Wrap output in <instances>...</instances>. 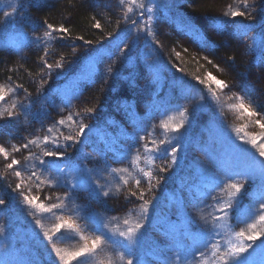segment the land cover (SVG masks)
<instances>
[{
    "label": "rangeland",
    "instance_id": "374dc122",
    "mask_svg": "<svg viewBox=\"0 0 264 264\" xmlns=\"http://www.w3.org/2000/svg\"><path fill=\"white\" fill-rule=\"evenodd\" d=\"M3 1L5 3L12 1L8 6L7 4L2 5L3 13L13 12V8H16V11L12 16L5 18L7 22L8 20L10 21V24H8V30H4V33L1 31L0 36H8L12 31L13 33H18V31L13 29V26L14 28H19L27 36L42 28V24L39 25L36 22L37 19L39 21V18L35 17L36 12H33L39 9L34 7L36 0H16L15 3L14 0ZM197 2L198 0H136V3L133 4L131 0H125V3L121 5L120 0H117V4L114 7L117 8L115 12L119 13L123 19H121V24L115 27L114 34L95 42L90 40V43H86L83 40L82 43L77 44L76 40L78 39L72 40L71 46L77 44L73 47L75 51H73L72 55L62 54L60 56L56 52L55 56H53V61H56V63L60 62L62 67L57 68L54 66L57 73L54 70H48L35 78L40 88L35 101L27 103L25 95L18 94L20 91H16V93L9 92L8 89L10 88L7 85L0 84V86H3L5 95V100L0 101V111L10 110L14 103L28 106L26 111L21 114L19 120L0 122V145L4 146L11 153V156L21 161V165L14 166V169H7L5 165L10 163L11 160H5L3 155L0 154V199H4L6 202L5 205L0 206V264H53V262L62 264L52 248L53 243L62 253L72 252L85 243L90 244L91 240L99 234L97 229H94V224L87 219L88 215L93 214L83 213L78 208L80 203H75L70 195L65 196V193L71 194V191H65V189L63 190L64 186L57 184L55 181L57 177L54 176V172L59 169L58 175H64L65 180L72 186L74 174L70 171L69 165L92 170L86 175H90L93 179H96L97 176L100 177V183L104 185V190L109 191V199L116 197L120 190L122 194L119 198L124 196L126 192L119 188V179L124 181L128 176L132 177L134 173L128 165L117 159L111 148L104 146L100 148L103 145V143H100L103 137L98 136V131L107 129L109 130V136L111 133L116 136L120 126L125 127L127 130L133 129L130 116L124 107L127 104L121 99H115L114 91H111L110 88L115 87V80L119 81L123 75L130 76L131 82L128 87L133 89L132 95L136 100V107L139 111H146L144 107V103L148 98L146 83L151 79L150 62L152 59L158 58L161 60L162 69L166 77L171 74L183 76L184 79L179 81L180 83H185L188 87L190 86L188 98L192 101L191 105L201 108L199 121L197 123L189 121L186 127L181 129L183 131L188 130L189 133L193 132L196 136L195 139L199 138L195 143L197 147L194 144H187V147H184L182 142L179 143L177 162L181 161V158H188V163L193 167L202 169L206 175L218 179L219 174L207 158L206 154H208V151L217 152L216 149L242 144V141L238 139V135L251 139L260 137L261 133H264V128L255 123L256 119H260L261 123H264V108L260 109L257 107L252 98L247 96L248 94L243 90L242 85L239 82L236 83L235 75L229 72L228 68L224 66L225 64L220 63L218 59L216 61L215 58L210 57L211 64L209 60L207 61L191 53L189 50L193 46L189 42L191 38L174 33L179 25L173 22V20H180L183 23L184 16H186L188 24H191V22L196 24L200 33L204 34V36L196 34L195 37L197 39L210 38L217 40L216 37L222 34L237 37L236 30L239 18L245 21L244 24L250 25L253 29L248 32L246 37H241L248 44L249 59L257 57L256 53L264 58V0H247L249 7L244 17H232L230 14L226 16L225 13L228 11L224 10L222 12L223 9L218 6L215 7L214 4H212L213 8L194 12L192 8L196 9ZM140 3L153 7V12L150 14L152 20L149 22L152 35H149L147 31H138L139 28L143 27L142 20H147V15H149L145 13L143 18L140 17L139 12L142 11L138 7ZM128 8H131L132 11L128 12ZM233 10L236 9L234 8ZM241 11H245V9L243 8ZM126 15L128 19H125ZM249 15L251 19L248 18ZM133 20L137 22L135 25L132 23ZM170 21L173 23H169ZM14 22L17 24L14 25ZM39 22L41 23V21ZM33 25L39 26L37 29H33ZM257 25L259 28H254ZM193 30L196 31L195 28ZM184 31L186 32L185 29ZM52 36L51 45L55 50L64 47V43L67 40L65 35L55 32ZM61 36H63L64 40L60 38ZM156 41L159 43H156ZM126 45L127 47H125ZM8 49L10 50L11 47L9 46ZM120 49H124V53H121ZM8 53L12 54V52ZM191 56L195 59L192 60ZM251 67L256 69V65ZM109 68L112 69L111 72L108 71ZM208 74L225 81L228 87L221 90L214 81L208 78ZM200 81H204V83ZM256 84L264 88V76ZM263 88L258 91L264 104ZM81 90L82 96L79 103H69L71 100L70 96L74 95L75 91ZM213 93H215V96H213ZM237 96H242L244 99L242 101L238 100L236 99ZM202 97L203 99H201ZM241 102L250 108H255L260 115H242L238 107ZM233 105L237 107H233ZM213 107L225 120L227 118L233 121L235 127L232 131L231 141H225L221 138L214 140L210 143L208 150H205L202 149V146L203 143H206L207 136L212 129L204 130L203 123H206L210 118ZM89 108L93 109L91 116L87 113ZM192 108L190 106V109ZM16 111H20V109L17 108ZM34 112L37 114H33ZM69 114L73 115V120H65V124L62 126L64 135H67L68 132V135H75L78 131L76 122L80 120H83L89 126L86 129L87 134L83 137L82 143L71 145L67 150L66 156L58 159L54 165L51 163L52 158L42 156V151H33L41 146L38 144H42V140H40V143L30 145L28 149H21L19 152L12 150L13 146L22 145L31 137L27 132L28 124H31L35 129H43L44 126H39L40 124L50 125L56 123V121L68 117ZM181 119L182 117L178 111L170 109L165 116L161 117L158 114L153 120V122L156 121L158 123L156 128L158 127L159 132L151 133L150 139L156 142L151 147L160 146V152L154 153L156 161L161 163L159 167H165V164H168L167 161L171 163L168 160L171 157L164 149L168 148L170 151L171 147L177 146L175 140L169 141L168 136L173 132L164 129L162 123L167 124L170 129L173 125L180 123ZM70 124L74 127L72 128ZM147 135L142 134L141 136ZM161 141L165 143L161 144ZM261 142H264V138L258 140V143ZM243 147L249 153L255 155L256 159H264L259 157L256 149L250 144H244ZM181 148H184V150L181 151ZM138 149L141 148L137 142L135 147L129 152L130 158L133 157V152ZM141 151L144 152L142 149ZM227 151L232 157H235L236 154L232 151V148ZM30 153L49 161V164L40 165L38 160L30 157ZM105 168L109 170L105 171ZM112 168L125 170L113 174L110 171ZM16 170L21 171V177L15 175ZM33 171H37L39 178L31 176ZM188 172L185 170L183 173V176L186 177V182H184L186 187L184 190L180 189L181 192L179 191L183 199L182 203L171 202L172 200L164 198L162 200L164 203L159 209V212H162V216H164L161 217L160 221L164 223L166 220L169 224L165 221L164 225L180 228L179 231L176 232L169 229L172 232L168 230L162 232L156 230L151 226L150 219L148 218L147 221V217L145 218V221H147L145 224L147 234L144 236L145 239L140 240V242L143 240L144 243L149 242L147 245L150 246L153 253L149 255L143 249L141 256L138 257L143 259L146 256L150 264H164L165 260H167L168 264H179V262H176L174 252L170 248L175 246V244V247L178 244L189 246L193 242L192 239H194L192 231L202 235L199 229L206 232L212 228L211 223L205 224L201 217L203 216L210 220V215H219L213 209L208 211V206L212 207L214 204V196L227 199V190L221 193L219 188L211 187L203 191L204 187H209V185H201L193 172L192 178H189ZM127 181L130 182L129 179ZM226 182L225 180L224 183ZM254 182L247 184V186L253 185L255 189V199L248 202L252 205L251 210L257 209L259 203L262 202L260 193L258 195L256 193V189L260 190L259 183L254 185ZM17 183L22 185L19 190L15 187ZM224 183L220 187H224ZM246 190L247 188H245L243 194ZM202 191L205 194L200 197ZM21 192L27 195L29 199L36 197L35 204H28L20 194ZM243 194H241L239 200H241ZM119 198L117 200L114 198L113 203L109 204L112 206ZM101 203L99 202L98 205L93 203L90 206L99 221L100 218H104V222L100 221V224L104 225L109 220L108 214L111 215L114 211L109 206L105 207L103 203L100 205ZM40 204H43L49 210H42L38 206ZM53 205L56 207H52ZM157 213L156 216H158ZM256 214L258 215V213ZM169 216H173V219L168 221ZM186 216L199 229L188 227ZM251 216H253L252 219H255L254 215ZM175 217L180 220L174 219ZM37 220L40 221L39 225L36 223ZM65 222L71 224L72 227H65L59 233L54 231L56 224ZM251 222L250 219L245 224L239 225L238 231L235 232L246 228L247 224ZM46 231L54 237V240L48 241L44 237V232ZM110 238L123 241L120 236L114 234ZM110 238L107 237L106 242L97 249L95 255L77 258L80 264H126V261H121L117 255L119 252L126 251L124 245L112 242ZM196 240L199 239L196 238ZM219 240L224 246L225 242L228 241L227 234ZM257 245H259V241ZM199 248L196 251L201 252L202 255L206 253L203 255L205 264H211L214 259L211 249L208 248L206 250L203 246ZM249 251L258 261L260 258L258 247L255 252L251 249ZM181 253L182 255L180 256L183 257L185 252L182 251ZM159 254H162L163 258ZM69 264H77V261L70 260Z\"/></svg>",
    "mask_w": 264,
    "mask_h": 264
},
{
    "label": "trees",
    "instance_id": "16d2710c",
    "mask_svg": "<svg viewBox=\"0 0 264 264\" xmlns=\"http://www.w3.org/2000/svg\"><path fill=\"white\" fill-rule=\"evenodd\" d=\"M15 2L16 0H14V3ZM10 3H5V1L0 0V33L1 31L2 33H4V30H8V24H10L9 20L8 22L5 20L2 5L7 4L8 6V4ZM38 3L40 4L38 5ZM116 4L117 0H36L34 7H38L39 9L34 10L33 12H36L35 17L39 18V21H41V23L38 21V19L36 22L37 24L39 23V25L42 24V28L38 31L30 33V35L27 36L23 34V32L19 28H14V26L12 25L13 29L18 31V33H13L12 31L8 34V36H0V84L7 85L9 88L15 89L14 93H16V91H20L18 94H24L27 103L35 101L40 89L39 84L35 81V78L38 75L46 73L48 71L44 61H46L47 64L53 65L52 70L55 71L54 66L56 65V61H53V56H55L56 52H58L60 56L62 54L72 55L73 51H75L73 47H75L78 43H82L83 40H91L95 42L114 34L115 27L118 24H121V19H123V17H121L119 13L115 12V10H117V8H114ZM212 4H214L215 7L218 6L220 7V9H223L222 12L224 10L230 12V10H233L234 8L240 11L243 9L241 0H198L196 9L192 8V11L197 12V10H207V8H213L214 6L212 7ZM193 5L195 4L193 3ZM96 21L100 22L101 28L97 29L93 27ZM173 22L179 25L178 28L175 29L176 32L174 33L185 35L191 38V40H189V42L193 45L191 49H189L191 53L204 59L205 57H207V61H211L210 57H212L215 58L216 61L218 59L220 63L225 64L224 66L228 68L229 72H232L235 75V80H237L236 83L239 82L242 85V87L244 88L243 90L248 94L247 96L252 98L257 107H259L260 109L264 108L263 101L260 98L261 95L258 91L262 90L263 86H257L256 84V82L260 81L261 77L264 76V70H262L264 69V58H262L260 54L256 53L255 55H257V57H252L251 59H249V53L247 51L248 44H246L244 40L241 39L242 36L236 37L222 34L216 37L217 40H213L210 38L199 40L195 37V35L199 34L200 36H204V34L200 33L198 29L199 27L196 24L192 22L191 24H188V22L186 21V16H184L183 23H181L180 20H173ZM173 22L170 21L169 23ZM241 22L244 23L245 21H242L238 18V25H240ZM15 24L17 23L14 22V25ZM47 24H52L54 27L64 25V27L69 29V32L67 34H63L65 35V38H67V40L65 41L66 43H64V47H60V49L55 50L51 45V38L47 40L43 39V33L47 30ZM38 26L33 25V29H37ZM191 27H194L196 31H194V28ZM257 27L258 25L254 28ZM184 29L186 30V32L184 31ZM251 30L253 29L250 27L248 32H250ZM37 36H40L42 38V42L36 40ZM79 37H83V39H79ZM75 39H78L76 40L77 44L71 46V43L73 42L72 40ZM9 46L11 47L10 50L8 49ZM8 52H12V54H9ZM194 59L195 58L192 57V60ZM150 64L151 79L146 83V88L148 89V98L146 97L147 99L144 103L146 111H139V109L136 107V100L132 95L133 89L131 87H128V84H130L131 82L130 76H126V74L123 75L120 78L121 80H115V87L110 88L111 91H114L115 99H121L124 103L127 104L123 105L126 108L128 115L130 116L133 129L130 128L131 130H127L125 127L124 129L122 126H120L121 129L119 128L116 136L112 133L109 136V130L107 129H102L100 130V132L98 131V136L103 137V139L100 140V143H103L100 148L102 146L111 148L115 153L117 159L121 160V162L125 163V165H128L134 173L132 177L128 176L124 179V181L127 179L130 180V182H128L127 184H125L122 179H119V188H122V190L126 192L124 196L119 198V196L122 194V191L120 190L118 195L114 197L115 200H117L118 198L119 200L111 206L109 203H113L114 198L109 199V197H104L102 195L99 197H90L89 193L84 189L72 188L71 184L65 180L64 175H58V172H54V176L57 177L55 180L57 184L59 186H64L63 190L65 189V191H71V194H69L70 197L74 200L75 203H80L78 204V208L83 213H90L94 215L93 208L90 205H92L93 203L95 205H98V203H101V201L105 207L109 206V208L114 211L113 214H108L109 220L106 222V224H104L107 225L105 232L108 234L107 237L109 238L113 234L119 236V233L121 231H125L127 227L134 226L137 222L146 224L148 218L150 219L151 226L156 230H160L162 232H165L166 230L172 232L171 230H174L178 232L180 228L164 225L166 220L164 221V223L160 221L161 217L164 216H162V212H159V209H161L160 206L164 203V201H162L164 198L170 199V201L172 200L171 202L182 203L181 201H183V199L180 196L179 191L180 189H185V187L183 186L184 182L182 181V178L184 177L183 173L185 172V170L187 172H194L196 179L200 181L199 183H202L205 180L203 186L209 183V186L215 187L209 182L210 180L215 179L209 178V176L206 175V173H204L202 169H198L189 164L188 158H181V161L172 164L171 167H169L170 163L168 161V164H165L163 162L166 165L165 167H159L161 163L156 161V156L154 155L155 152H142L141 149H138L137 151L133 152V157L130 158L129 152L132 150V148L135 147L136 143L138 142L139 145L143 143L139 141V137L142 134L147 135L149 133L159 132L158 127L156 128V125H158V123L156 121L153 122L158 114L163 117L167 114V112L170 111V109H175L180 114L181 110L187 108L189 109V121H193L196 123L199 121L198 118L200 116L199 112L201 108L191 105L192 101L188 98V89L190 88V86L188 87L185 83H180L179 81L180 79H184L183 76H181L180 74H171L169 77H166L162 69V62L158 58L152 59ZM252 65H256V69L252 68ZM192 66L194 65L192 64ZM18 85L20 87H17ZM81 93L82 90L75 91L74 95L70 96L71 100L69 101V103H79V100L82 96ZM190 106L193 108L190 109ZM193 109L195 110L193 111ZM33 114L37 113L34 112ZM88 114L90 116L92 115L91 113ZM206 123H203V129H212L208 134V141L212 142L220 138L225 141H231L232 131L235 127L234 123L227 118L225 120L218 114L214 107L213 112L211 113V116L208 121H206ZM53 125H55V123L50 125L40 124L39 126H44V128L35 129V127H33L31 124H28L27 132L29 135H31L29 140L36 139L37 137L42 140L43 136L47 133V129L49 127H53ZM57 126L59 131H54L52 135H60L61 133L64 135L63 127L59 125ZM70 126L72 128L74 127L71 124ZM168 137L169 141L175 140V144L182 142L184 147H187V144L190 145L191 143L196 145L195 143L199 139H195L196 136L193 134V132L189 133L188 130H181L178 134L171 133ZM111 138L113 139L111 140ZM40 140H38L37 143H40ZM61 143H63V140H61ZM38 145L41 146L34 149V152H41L44 148L43 143ZM49 147L53 146L49 145ZM204 147L205 145L203 146V148ZM231 148L232 147L229 145V147L219 150L227 151L228 149L231 150ZM183 150L184 148H181V151ZM221 153L224 155L223 152ZM211 154L215 155L209 151L206 155L212 156ZM153 158L154 163L150 162ZM227 158V162L230 164L233 161V158L229 154ZM134 159H136L135 164H133ZM168 160L171 161V158H169ZM126 161L128 162L127 164ZM141 170H143V172L152 173L150 181L148 177L143 176V172ZM50 172L53 174L52 171ZM137 179L141 180L139 188H137L135 184V181ZM258 183L259 182L256 181L253 184L257 185ZM149 184H151L152 186L151 191H149ZM222 184L223 183H221L220 185ZM253 187V185L246 186L247 190H250ZM129 189L131 190L129 191ZM260 190H258L261 195L260 197H264V190ZM141 191L144 193V200L151 201V203L148 205V212L146 215L142 214L141 211V205L143 204V200L140 199L139 195ZM130 192H136L137 194L135 196H132L130 195ZM204 194L205 192L202 191L200 197H203ZM251 201H253V199H251ZM248 202L250 201L245 199L244 193L241 200H239L238 206L233 210L227 220L228 227L226 228V230L215 229V231L220 232V236L217 238L221 239L225 234H227V237L229 239L232 233L238 231L239 225L245 224L250 219L251 221L253 220L251 211L247 215H240V213L246 207L251 210L250 208L252 205ZM262 202H264V199H262ZM102 203L100 205H102ZM208 208V211L213 209V207L210 206H208ZM156 212H158V216H156ZM146 217L147 221H145ZM186 217L187 223H185L188 227L199 229L188 216ZM168 218L169 221L170 219H173V216H169ZM176 218L177 217H175L174 219ZM125 220L128 221L127 225H125L124 223ZM177 220L180 219L177 218ZM100 221L104 222V218H100ZM167 224L169 223L167 222ZM94 229H97V225L95 224ZM199 230L201 232L203 231L201 229ZM191 233L194 236V239H192V244H189V246H182L178 244L177 247H175V244V246L170 248L174 252L175 257L178 254L182 255V251H184L185 253L190 252L192 250H197V248H199L200 246H203V248H205L203 244L204 236L198 235L193 231ZM146 234L147 230L145 225L139 236V241L135 249L137 256H141L140 254L142 253L143 249H145V251L149 255L153 253V250L150 249V246L147 245L149 242L144 243V240L140 242V240L145 239L144 236ZM196 238H198L199 240H196ZM110 240L112 242H118L121 245H125L126 242H123L121 240H113L112 238H110ZM233 242H235V238H233ZM203 255L198 258L200 264H205ZM159 256H162V254H159ZM142 260L147 261L146 256H144ZM176 262L178 263L179 261L176 260Z\"/></svg>",
    "mask_w": 264,
    "mask_h": 264
},
{
    "label": "snow or ice",
    "instance_id": "6c2138e0",
    "mask_svg": "<svg viewBox=\"0 0 264 264\" xmlns=\"http://www.w3.org/2000/svg\"><path fill=\"white\" fill-rule=\"evenodd\" d=\"M133 4L136 3V0H131ZM125 3V0H120V4L123 5ZM242 6L245 9V11L240 10H230V13L226 12L225 15H231L232 17H244L246 15V11L249 7L247 0H241ZM139 9L142 11L139 12L140 17H144L145 13L149 14L147 15V20H142L143 27L139 28L138 31H147L149 35H152V31L149 25V22L152 20V16L150 15L153 12L152 6H146L144 3H140L138 5ZM16 11V8H13V12H5L4 17H9L14 14ZM128 12H131L132 9L128 8ZM249 19H251V16H248ZM125 19H128L127 15L125 16ZM132 23L135 25L137 22L132 21ZM47 30L43 33V39L47 40L49 38H52L53 33L60 32L62 34H67L69 32V29L64 27V25H60L58 28L54 27L52 24H47ZM93 27L99 29L101 28V24L99 21H96V23L93 25ZM250 29V25L244 24L241 22L240 25H238L236 30L237 36H244L246 37L248 35V30ZM63 39V36L60 37ZM79 39H83V37H79ZM37 41L42 42V38L40 36L36 37ZM86 43H90V41H86ZM156 43H159L156 41ZM127 47V45L125 46ZM124 49H120L121 53H124ZM177 55H179L177 53ZM43 59V58H42ZM207 59V57H205ZM211 63V61H209ZM45 66L49 71L52 70L53 65L47 64L46 61H44ZM55 67L59 68L62 67V64L60 62H57ZM109 72L112 71L111 68L108 69ZM208 78L215 82V84L220 88L221 90L228 87V84L220 79H217L215 76H212L211 74H208ZM201 83H204V81H200ZM17 87H20L19 85ZM9 92H14L15 89H8ZM213 96H215V93H213ZM203 99V97L201 98ZM236 99L243 100L244 97L237 96ZM5 100L4 90L3 86H0V101ZM28 106L26 105H17L13 104L12 108L10 110L0 111V122H6V121H13V120H19L21 114L26 111ZM233 107H237L236 105H233ZM239 109L241 110V114H246L248 116H259L260 113L255 108H250L249 106H246L243 102H241L238 105ZM19 108L20 111H16V109ZM195 109H193L194 111ZM93 109L89 108L87 109V113H92ZM86 113V114H87ZM79 115V114H76ZM180 116L182 117L180 123L173 125L170 129L167 124H162V127L166 130H169L173 133H180V130L182 128L186 127V124L189 122V109L185 108L180 111ZM73 120V115L69 114L68 117L62 118L58 121H56L55 125L53 127H49L47 129V133L43 136L41 143L44 144V148L42 149V156L43 157H50L52 158L51 163L54 165L58 159L64 158L66 156L67 150L71 145L80 144L83 142V137L87 134L86 129L89 127L86 125L83 120H80L77 123L78 131L75 135H63L62 133L60 135H52L54 131H59L57 128V125L63 126L65 124V120ZM75 122V121H74ZM255 123L259 125L261 128H264V123H261L260 119H256ZM151 133H149L147 136H140L139 141L144 142L139 145V147L144 151L148 153L160 152V146L157 145L155 148L151 147V145L155 144L156 142L154 140L150 139ZM264 138V133H261L260 137H253L251 139H246L245 136L238 135V139L242 141V144L240 145H233L232 151L236 154L234 160L228 164L224 168V176L220 177L216 180H210L209 182L214 185L216 188H219V191L221 193L225 192L227 190V199H223L219 196H214L213 201L214 204L212 205L213 210L215 213H219V215H210V220L206 217H201L202 220H204L205 224L211 223L212 228L208 229L206 232L202 231V236L206 237L203 239V244L206 248L211 249V254L214 257L211 264H264V202H260L257 209L249 210L247 207L240 213V215H247L250 211L252 215L255 216V219L252 220L251 223L247 224V227L244 229H241L239 232H234L229 237L228 241L225 242L224 246H222L221 241L217 239V237L220 236V232L215 231V229H226L228 227L227 220L230 216V214L233 212V210L238 206L239 204V198L242 194V192L245 190L247 184L249 182L259 181V187L261 190H264V159H256L255 155L249 153L247 149L243 147L244 144H250L259 154V157L264 158V142L258 143L259 139ZM40 140L39 137L32 140H27L26 143L19 145V146H13L14 152H19L21 149H28L30 145L37 143V141ZM61 140H63V143H61ZM161 144H164V141L160 142ZM49 145L55 146L53 148H50ZM180 148V144L177 143L176 147H171L170 151L168 148H165L164 151L170 155L171 157V163L169 164V167H171L172 164H175L177 162L178 156L177 152ZM0 154L3 155L5 160L10 159L11 162L7 163L5 167L7 169H14V166L21 165V161L17 160L15 157L11 156V153H9L4 146L0 145ZM30 157L34 158L39 161L40 165H47L49 164V161L41 159V157H36L34 154L30 153ZM138 157V153H137ZM209 158L211 159V156L209 155ZM154 163V158L150 161ZM136 163V159L133 160V164ZM35 167V165H34ZM70 171L74 174L73 180L74 183L72 184V188H82L85 191L89 193L90 197H99L109 196V191L104 190V185L100 183V177L97 176L96 179H93L90 175H86V173L92 171L89 169H81L78 166L75 165H69ZM51 170V168H50ZM109 169L105 168V171H108ZM125 169H117L112 168L110 171L112 173H117L124 171ZM166 170V169H162ZM57 172H60L59 169H56ZM143 172V170H141ZM15 175L17 177H21L22 173L19 170L15 171ZM32 177H38L37 171L31 172ZM144 177H148L149 181L151 180L152 173L151 172H143ZM207 179V178H206ZM227 181L224 183V181ZM125 184L128 183L127 180L124 181ZM224 183V187H220V184ZM135 184L137 188H139L141 184V180L137 179L135 181ZM16 189H21L22 185L20 183L16 184ZM152 186L149 184V191H151ZM24 200L32 205L36 202V197H33L32 199H29L27 195H24L23 192L20 193ZM136 192H130V195L135 196ZM140 199L143 200V204L141 205V211L142 214L146 215L148 212V205L151 203L149 200H144V193L140 192ZM65 196H69V193H65ZM264 199V197H262ZM5 200L0 199V206L5 205ZM42 210L48 211V208H45L43 204L38 205ZM52 207H56L53 205ZM258 213V215L256 214ZM87 219L97 225V231L99 232L98 235H96L89 243L83 244L79 249L72 251V252H61L59 248L56 247L55 243L52 244L53 250L56 252V255L60 258V261L62 264H69L70 260H76L77 264H80V262L77 260V258L81 257H89L96 254L97 249L106 242L108 234L105 232V229L107 228V225H101L99 219L96 215H90L87 217ZM223 221V223H221ZM37 225L40 224V221H36ZM125 225L128 224V221H124ZM65 227L71 228L72 225L68 224L67 222L61 224L58 223L54 226L55 232H62V229ZM145 227V224L142 222H137L132 227H127L125 231H121L119 233V236L123 239V241H126V244L124 245L126 251L117 253L119 259L121 261H126V264H150V262L144 261L140 259L136 255V246L139 241V236L142 232V229ZM44 237L48 241L54 240V237L49 234V232H44ZM83 238V237H82ZM233 238H235V242H233ZM259 241V245H257V242ZM259 249L258 255L259 260L252 255V253L249 251L250 249L253 250V252L256 251V249ZM202 255L201 252L192 250L190 252H186L184 256H180L179 254L176 256V260L179 261V264H200L199 257ZM55 264V262H53ZM164 264H168L167 260L164 261Z\"/></svg>",
    "mask_w": 264,
    "mask_h": 264
},
{
    "label": "bare ground",
    "instance_id": "6f19581e",
    "mask_svg": "<svg viewBox=\"0 0 264 264\" xmlns=\"http://www.w3.org/2000/svg\"><path fill=\"white\" fill-rule=\"evenodd\" d=\"M200 43H202V42H200ZM201 47H202V45H201ZM200 49H203V48H200ZM208 137V136H207ZM210 143H211V141H208V138L206 139V143H203V146L205 145V147L203 148V146H202V149H208L209 148V145H210ZM191 144H193V143H191ZM194 146H196V145H194ZM197 147V146H196ZM217 151L219 150V149H216ZM221 152H223L224 153V155L221 153ZM213 154H215V155H212L211 156V159L209 158V155L207 156V158H208V160H209V162H210V164L215 168V170L217 171V173L219 174V178L220 177H223L224 176V168L229 164L228 162H227V156H228V151H224V150H219L218 152H212ZM230 155V154H229ZM231 156V155H230ZM233 158V160H234V157H232ZM194 173V172H193ZM192 173V171H190V172H188L187 174H188V176H189V178L191 177V175L193 174ZM195 174V173H194ZM192 178V177H191ZM209 178H212V179H214L213 177H211V176H209ZM218 178V179H219ZM186 180V177H183L182 178V181L183 182H186L185 181ZM216 180V179H215ZM197 181H198V179H197ZM205 181V180H204ZM204 181L201 183V185H203L204 184ZM207 184H209V183H207ZM184 187H186V185H183ZM209 188H211V186H209V187H204V190L203 191H205V190H208ZM188 189H190V188H188ZM256 193H257V195L259 194V191H258V189H256ZM245 199H247V200H251V199H255V189H254V187L253 188H251L250 190H247L246 192H245Z\"/></svg>",
    "mask_w": 264,
    "mask_h": 264
}]
</instances>
